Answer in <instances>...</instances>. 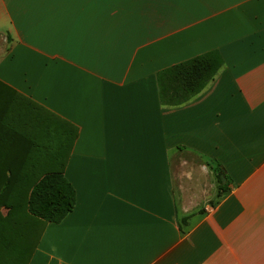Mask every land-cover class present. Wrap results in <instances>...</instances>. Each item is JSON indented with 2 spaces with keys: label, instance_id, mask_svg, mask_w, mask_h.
Returning <instances> with one entry per match:
<instances>
[{
  "label": "crops",
  "instance_id": "crops-1",
  "mask_svg": "<svg viewBox=\"0 0 264 264\" xmlns=\"http://www.w3.org/2000/svg\"><path fill=\"white\" fill-rule=\"evenodd\" d=\"M210 52L163 105L158 74ZM0 82L78 128L76 206L26 264H264V0H0ZM196 156L230 178L215 207Z\"/></svg>",
  "mask_w": 264,
  "mask_h": 264
},
{
  "label": "trees",
  "instance_id": "trees-1",
  "mask_svg": "<svg viewBox=\"0 0 264 264\" xmlns=\"http://www.w3.org/2000/svg\"><path fill=\"white\" fill-rule=\"evenodd\" d=\"M222 65L220 53L210 52L162 71V104L190 101ZM77 136L76 126L0 82V140L17 142L15 148L0 149V264H19L26 254L29 257L42 227L61 223L74 210L76 190L65 169ZM218 168L219 190L224 193L228 186L223 180L230 178ZM2 208L8 210L6 215Z\"/></svg>",
  "mask_w": 264,
  "mask_h": 264
},
{
  "label": "rangeland",
  "instance_id": "rangeland-1",
  "mask_svg": "<svg viewBox=\"0 0 264 264\" xmlns=\"http://www.w3.org/2000/svg\"><path fill=\"white\" fill-rule=\"evenodd\" d=\"M219 171L220 168H218L217 165L208 167L206 162L202 161L198 156H196V205L202 203L203 201H207L206 203L211 207H215L218 204L223 195V193H220L219 190L220 185L217 177ZM223 185L228 186L229 181L224 179ZM196 210V212H203L204 208L202 205H199ZM188 217L189 215L184 216L181 218V220L188 219ZM28 259L29 257L26 254L22 260H19V264H26Z\"/></svg>",
  "mask_w": 264,
  "mask_h": 264
}]
</instances>
